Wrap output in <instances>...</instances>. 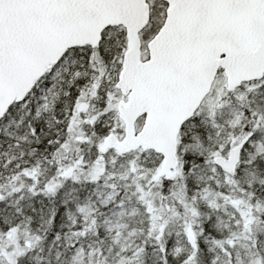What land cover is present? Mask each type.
I'll list each match as a JSON object with an SVG mask.
<instances>
[{
    "label": "snow or ice",
    "instance_id": "obj_1",
    "mask_svg": "<svg viewBox=\"0 0 264 264\" xmlns=\"http://www.w3.org/2000/svg\"><path fill=\"white\" fill-rule=\"evenodd\" d=\"M0 264H264V0H0Z\"/></svg>",
    "mask_w": 264,
    "mask_h": 264
}]
</instances>
